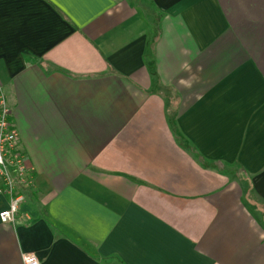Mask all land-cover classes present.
<instances>
[{
	"label": "crops",
	"instance_id": "1",
	"mask_svg": "<svg viewBox=\"0 0 264 264\" xmlns=\"http://www.w3.org/2000/svg\"><path fill=\"white\" fill-rule=\"evenodd\" d=\"M0 86V264H264V0H0Z\"/></svg>",
	"mask_w": 264,
	"mask_h": 264
},
{
	"label": "built area",
	"instance_id": "2",
	"mask_svg": "<svg viewBox=\"0 0 264 264\" xmlns=\"http://www.w3.org/2000/svg\"><path fill=\"white\" fill-rule=\"evenodd\" d=\"M19 134L11 106L0 86V195L8 199V207L0 213L3 223L15 224L19 206L23 201L17 184L29 174L27 158L18 147ZM24 264H40L35 255H25Z\"/></svg>",
	"mask_w": 264,
	"mask_h": 264
},
{
	"label": "rangeland",
	"instance_id": "3",
	"mask_svg": "<svg viewBox=\"0 0 264 264\" xmlns=\"http://www.w3.org/2000/svg\"><path fill=\"white\" fill-rule=\"evenodd\" d=\"M29 174H30V171H29ZM28 176H26L22 182H19L17 184V191H19L22 194V196H24L23 192L25 191V189L32 187L30 185L31 177H28Z\"/></svg>",
	"mask_w": 264,
	"mask_h": 264
}]
</instances>
